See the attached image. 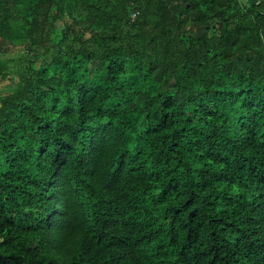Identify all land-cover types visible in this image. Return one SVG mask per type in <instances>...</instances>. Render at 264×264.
I'll use <instances>...</instances> for the list:
<instances>
[{"label":"trees","instance_id":"1","mask_svg":"<svg viewBox=\"0 0 264 264\" xmlns=\"http://www.w3.org/2000/svg\"><path fill=\"white\" fill-rule=\"evenodd\" d=\"M11 73L0 264H264V0H0Z\"/></svg>","mask_w":264,"mask_h":264},{"label":"rangeland","instance_id":"2","mask_svg":"<svg viewBox=\"0 0 264 264\" xmlns=\"http://www.w3.org/2000/svg\"><path fill=\"white\" fill-rule=\"evenodd\" d=\"M21 52L19 51V47H10V50L4 54L3 56H11L17 57ZM15 77L14 74L11 73L7 79L0 80V91H5L10 88V84L15 86ZM9 84V85H8ZM11 85V86H12Z\"/></svg>","mask_w":264,"mask_h":264},{"label":"built area","instance_id":"3","mask_svg":"<svg viewBox=\"0 0 264 264\" xmlns=\"http://www.w3.org/2000/svg\"><path fill=\"white\" fill-rule=\"evenodd\" d=\"M135 15L133 14V17H134Z\"/></svg>","mask_w":264,"mask_h":264}]
</instances>
